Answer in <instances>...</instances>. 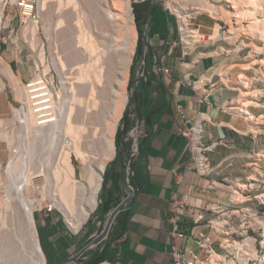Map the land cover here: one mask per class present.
<instances>
[{
  "label": "crops",
  "instance_id": "obj_1",
  "mask_svg": "<svg viewBox=\"0 0 264 264\" xmlns=\"http://www.w3.org/2000/svg\"><path fill=\"white\" fill-rule=\"evenodd\" d=\"M136 9L141 31L138 30L130 71L132 96L117 132L124 126L126 112L127 121H132L133 113L143 120L139 154L133 164L132 179L137 190L117 215L102 256L92 253L82 264H175L174 246L185 250L187 259L193 253L203 255L196 238L199 231L208 234L212 247L222 253L219 236L207 223L215 216L212 205L222 203L232 210L239 191L246 199L242 205L262 208L257 197L264 191V96L250 98L252 102L240 99L248 82H242L239 76L251 75L250 84L261 93L264 86L250 70L240 73L246 57L215 54L216 42L199 43L187 51L179 41L176 17L164 0L137 3ZM22 58L15 61L23 78ZM140 63L145 73L137 79L135 71ZM177 105L185 109L190 120L202 113L203 140L219 141L216 149L208 153L210 170L205 174L198 171L193 152L181 135L184 123L177 114ZM115 143L116 154L109 161L104 179L105 214L125 194V157L129 148L122 150ZM5 161L0 157V164ZM252 178L255 182H250ZM249 182L256 188L237 190ZM187 207L202 213L203 220L196 224L186 212ZM43 211H37L35 219L46 264H74L70 261L84 249L98 224L86 236L90 218L75 233L66 220L57 216L59 213ZM174 217L178 219L176 232ZM91 252L88 250V255Z\"/></svg>",
  "mask_w": 264,
  "mask_h": 264
},
{
  "label": "bare ground",
  "instance_id": "obj_2",
  "mask_svg": "<svg viewBox=\"0 0 264 264\" xmlns=\"http://www.w3.org/2000/svg\"><path fill=\"white\" fill-rule=\"evenodd\" d=\"M74 1L66 0V5ZM227 1L230 3V10H225L223 6H216L210 0H169V3L179 12L182 24H185L182 32L183 34L185 32L187 36L204 41L225 37L234 42L238 39L239 31H245L264 38V0ZM121 2L125 4V7L123 6L125 10L112 11L111 8L101 7L103 13L100 9L99 11L102 17L98 11L100 5L97 4L99 17L103 18V15H106L108 19L107 26L103 25L99 27L102 30L95 32L82 26L81 37H77L75 44L72 43L69 56L71 60L74 59V62L76 60L72 64L76 69L74 74L77 73V78L74 81L70 79L68 72L73 69L66 72L64 62L62 63L60 56L58 55L57 58L56 55L58 63L55 65L62 82V88L58 90L55 87L54 73L49 75L37 64L39 71L34 70L35 75L30 80L31 85L28 86L23 81V91L18 99V102L21 101V104L26 107V112H21L20 116L15 110L16 107L12 106L15 118L11 120V123L14 124L13 128L20 132L19 136L15 133L11 135L0 128V137L4 136L11 144V154L6 166L5 204L13 210L18 224L16 231H13L15 227L13 229L10 226L12 231H4L2 227L7 223L0 215V229L4 231L0 235V264H46L34 216L37 206L33 203L31 195L37 185L42 182L41 178L46 179L48 198L63 211L68 225L75 232L81 229L99 204V193L107 164L116 154L115 136L118 124L129 100L127 82L138 39L135 16H133V2L132 0H112V5L117 8L116 4ZM191 4L210 8L218 11L217 13L224 12L233 27L228 31H221L217 22L191 17L184 11V7ZM63 6V0H58L56 13L60 14V11L64 10ZM26 10L24 14L31 15L30 9L26 8ZM93 11H96L95 8ZM77 14L76 21L83 22L79 12ZM61 17V14L57 16V22L54 25L57 29L63 24L64 19ZM95 17L97 19V16ZM2 22L1 18L0 46ZM95 24L99 26L98 23ZM102 24L103 22L100 23ZM123 30L125 34L122 35ZM221 49L225 50L224 47ZM40 50L39 56L43 62V47ZM262 50L264 51V47L256 45V51ZM10 68L11 70L6 66L4 70L15 84L14 75L16 74L11 66ZM239 77L241 81L247 78L245 73H241ZM242 82L247 84L245 80ZM30 90L48 91L44 97L49 98V101L35 105L34 102L40 101V98L36 95L37 98L33 99L32 95L35 94ZM252 91L246 92L253 94ZM259 93L254 94L257 96ZM247 102L252 100L248 99ZM44 108H47L45 111L50 113L40 120L37 114ZM243 111L248 112L247 109ZM19 117L23 118V121L16 124ZM249 118H253L250 112ZM5 122L1 118L0 126ZM47 149L50 151L45 154ZM75 160L81 163L80 172ZM108 217L110 218L111 215ZM257 221L264 227V219ZM215 224L221 226L220 221H215ZM246 243L249 248L245 261L257 256L254 240ZM219 255L216 252L212 253L208 256L207 262L237 264ZM199 260L192 264H204L201 262L204 260Z\"/></svg>",
  "mask_w": 264,
  "mask_h": 264
},
{
  "label": "rangeland",
  "instance_id": "obj_3",
  "mask_svg": "<svg viewBox=\"0 0 264 264\" xmlns=\"http://www.w3.org/2000/svg\"><path fill=\"white\" fill-rule=\"evenodd\" d=\"M18 1L19 0L17 1L14 0V2L12 0L0 1V19L2 18V21H3L1 24L3 27L1 33H2V37L4 36L6 37V40H4V38H2L1 40V53H0V56L2 57L0 58V90H3L5 86V89L3 91H0V119L3 116H6L8 115V113H10L11 103L13 104L18 103V99H20V94L23 91V81H25L26 83L30 82L32 77L35 75L34 70L37 64L40 66L41 70L44 69V71L48 72L49 75H52V73H54L55 87L56 89L59 90L62 88V82H60L61 77L55 65L58 63L57 58L59 55L60 56L59 58H61L60 61L62 63L63 62L65 63V64L63 63V65H65V71L68 72L69 70L73 69L72 71L68 72V75L71 76L70 79L74 81L77 78V75H76L77 73L74 74L76 69L73 67L74 64H72V62L75 63L76 60L75 62H74V59L71 60L69 53L72 50L70 49L72 47V43L75 44L77 37H81L80 32L83 31L82 26H84L87 30L91 32H95L96 30L99 31L100 29L102 30V28H99V27L103 25L107 26L108 19L106 18V15L105 16L103 15V18L99 17V14H100L99 9L101 7L111 8L112 11L116 10V11L122 12L123 10H125L124 9L125 4H122V2L118 3L116 4L117 5V8H116L114 7V5H112V0H105L106 2L104 0H102V2L101 0H94L95 2H92L93 0L91 2L90 0H75L74 2L68 5H66V0H63L64 8L62 9L64 10H61L60 14L62 16L61 18L64 19V21H63V24L59 25L61 27L60 28L58 27L57 29V26H55L56 27L55 28L54 25H56L57 16L60 15L59 13H56L58 0H34L36 10L31 14L33 16H36L38 14L36 18H32L33 16L24 14L26 13L27 11L26 8L28 7H26V4L24 3L23 5L24 7L20 8L18 5ZM152 1H155V0H151V2ZM164 1L166 2L170 11L172 10L174 14L173 16L176 17L178 27L180 23V27L182 30L183 27H185V24H182L181 18L179 17V12L170 5L169 0H164ZM210 1L212 2V4L216 6H223L225 7V10H228V9L230 10V3H228L227 0H210ZM97 4L100 5V7H98L99 14L97 13L96 7L99 6ZM119 4H122V5H119ZM134 4L136 3L134 2L132 3L133 12L136 15ZM72 5L73 6L75 5V6L73 7ZM121 7H123L122 10H121ZM94 8L96 11H93ZM184 11L187 12V14L191 15V17L193 18L198 17L201 20H209V21L217 22L221 27V31H228L230 28L233 27L232 26L233 24L231 25L232 22L228 21V19L226 18L227 14L225 15L224 12L217 13L218 11L216 12L215 10H212L210 8H204L200 5L193 6L192 4L185 6ZM78 12H79L80 18H82L81 21L83 22L81 23L83 25H81L80 22L76 21ZM101 13H103L102 10H101ZM100 15L102 17V14ZM176 15H178L179 18ZM95 16H97V19L99 21L95 19L96 18ZM101 21L103 22L102 25H100V23H102ZM135 22H136V29L138 32L136 16H135ZM95 23H98L97 25L99 26H96ZM8 24H11V25L8 27H5ZM50 25H52V27H50ZM48 27L50 28L48 29ZM11 28H13L14 31L11 32L10 34ZM51 28H54L55 31L54 29H51ZM31 30L35 32L32 33ZM123 34H125L124 30L122 32V35ZM184 38H185L186 45L189 47H193L194 45L199 44V43L216 42V44H218L217 45L218 47L216 49L218 50L216 51L215 54L222 53L228 56L229 55L236 56L238 54H241V55L243 54L242 56L246 57V59H245V62L240 65V73L250 70L253 73V75L263 84L262 86H264V60H262L264 59V51L263 50L259 52L256 51V45L260 47H264V38L254 36L253 34L247 33L245 31H239L238 39L234 42L225 37H221L215 40H208V41L199 40L198 38L187 36L185 32H184ZM222 46L225 47L226 50L218 52L219 50H222L221 49ZM42 47L44 49V61L43 62L41 61L40 56H39V53L41 51L40 49ZM56 55H57V58H56ZM16 58L20 60L21 58L23 59L22 66L25 70V75L23 78L21 77V75H19L18 71L16 70L17 69V65L15 61ZM10 65L16 74V76L14 75L15 84L13 83L11 77H9V75L4 70L6 66L11 70ZM66 65H67V68H66ZM71 65L73 68L71 67ZM228 68L229 66L225 68L224 71H226V69ZM131 69H132V64H131L130 71ZM62 70L64 71V69ZM248 77L249 78H246V79L244 78L243 80L248 82L247 84L248 87L244 90H247V91L249 90L248 91L249 93L251 92L250 90H254L257 87L254 84H250L252 80L251 75H248ZM129 79H130V76H129ZM127 90H128V94L130 98L132 96V91L129 88V83L127 86ZM257 91L260 92L259 90H255L252 92L253 94L243 93V96H241L240 99H247V98L250 99L251 98V99L258 100L261 95L264 96V93H261V92L259 93L260 95L257 94L256 96L254 93H258ZM261 119L259 120L261 121ZM1 138L6 139L9 143V146L11 147V144L7 138H5L4 136H1ZM6 140L5 141H3L2 139L0 140V157L6 159V161L2 162L0 166V215H2L3 218H5L6 223H7V224L5 223L6 225H4L2 229L4 228V231L6 230L12 231L15 227L16 229H14L13 231H16L18 228L16 216L13 210L11 208H8L5 204V199L7 198V191L5 187V181L7 177L6 176L7 175L6 166H7L8 159L10 158ZM47 150L48 151H46L45 154H47L50 151V149H47ZM75 163L78 166V170L80 172V169H81L80 161L75 160ZM105 173H104V179H105ZM41 180L42 182H40L37 185L36 190H34V192H32L31 194L33 203H35L34 202L35 200H38L39 202H37V205H36L37 207L44 204L45 210L43 212L46 211V208H48L47 206L53 207V212L59 213V215L57 216L62 220H66L63 211L59 209V207L48 198L49 191L45 187L46 179L41 178ZM104 184L105 183L103 180V185L99 193V204L97 208L95 209V211L92 212V214L89 216L90 220L87 225L88 232L85 234L86 236L88 235L90 231L94 230L97 227V224H98V227H97L95 234L99 235L103 231L107 232L105 230V227H106V223L108 219L107 216L109 212L105 214L104 208H102V205H103L102 200L104 198L106 199L107 197V189L104 190ZM241 188H244V186H241ZM243 199L245 198L241 195V193L235 194V200H243ZM115 220H113V225H114ZM9 226L13 229L9 228ZM2 229H0V235L1 233L4 232ZM90 241H92V238L88 242ZM201 258H203L202 260H204L205 262L201 260L199 261L203 262L204 264H209L207 262V258H208L207 254H204Z\"/></svg>",
  "mask_w": 264,
  "mask_h": 264
},
{
  "label": "built area",
  "instance_id": "obj_4",
  "mask_svg": "<svg viewBox=\"0 0 264 264\" xmlns=\"http://www.w3.org/2000/svg\"><path fill=\"white\" fill-rule=\"evenodd\" d=\"M147 0H132L134 3H142L146 2ZM24 3L26 4V7H28L33 13L36 10L34 0H19L18 5L19 7L23 8ZM172 12V10H171ZM30 13V14H31ZM39 13V11H38ZM134 13V12H133ZM173 13V12H172ZM135 15V13H134ZM133 15V16H134ZM31 16H33L31 14ZM36 16H33L32 18H36ZM178 17V15H176ZM179 18V17H178ZM14 29H10V34L13 32ZM179 32H180V43L186 48L190 49L191 47L187 46L185 43L184 34L181 30L180 23H179ZM4 40H6V37H2ZM35 70L38 69V65L35 66ZM164 71H168V69H164ZM145 70L143 67V64H139L136 68L135 75L136 78L139 79L144 76ZM27 85H31V81L27 83ZM31 92H34L35 95H32L33 99H36L37 97L40 98V101H35L34 104L37 105L39 103H45L49 101V98L44 97V95L48 94V91L44 92L43 90H30ZM37 95V97H36ZM15 106V110L18 111V115L21 114V112H26V107L21 104V101H19L17 104L11 103V111L8 113V115L3 116L2 119L5 120V124L0 126V128L7 133H10L13 135L15 133L16 136H19L20 132L13 128L14 124L11 123V120L15 118V112L12 108V106ZM47 108H44L39 114H37L40 118V120H43L48 114L49 111H45ZM177 114L179 118H181L183 124V127L180 129L181 135L186 138L188 147L193 152V159L197 166V169L200 173L205 174L209 172V151H214L219 144L218 140L213 141H204L202 138V130H203V122L204 118L202 113H199L196 117L190 120L188 118L185 109L181 105H177ZM21 116V115H20ZM136 114H132L130 117H132V124L130 126V129L127 131L124 140L130 143V147L127 150V154L125 157V178H124V184H125V194L122 199V201L119 203L123 204L125 206L128 202H130L136 193V186L133 184V164L139 154V136L142 130L143 126V120L139 117H136ZM26 117V116H25ZM23 118L19 117L17 119V123L22 122ZM5 141L6 139H3L0 137V140ZM7 148L9 151L10 156V146L8 141L6 140ZM250 182H255V179H250ZM245 186L244 188H237V190L242 189H253L256 188V184L250 183ZM264 182V181H263ZM235 193V190L233 191V195ZM264 191H260L257 202L259 206L262 208H257L253 206H245L242 205L246 199L243 200H235L234 203L235 207H233L232 210H229V207L222 203L213 204L211 207L212 212L215 213V216L207 221L208 226L218 234L220 239V246L223 248L224 252L218 253L216 249H214L210 243V236L202 231H199L196 234V238L199 243V247L201 249V253L207 254L208 256L212 255V253L216 252L218 254H221L227 259H231L232 261L236 262L237 264H264V227L257 221L258 219H264ZM37 205L38 200L34 201ZM46 212H53V207L47 206ZM45 210L44 204L40 205L36 208L35 213L37 211H43ZM192 208L187 207L186 212L189 213L194 220L196 224L200 223L203 220V214L200 212L192 211ZM111 212H109L108 216L111 215ZM107 216V217H108ZM36 218V216H35ZM109 218V217H108ZM116 218H113L111 220V224L109 227V230L107 232L103 231L101 234L97 235L94 234L92 236V241L88 242L86 244L87 248L82 250L79 254L76 255L74 259H72L70 262L74 264H82L84 260L88 258V250H92L95 248H98L99 251H102L105 249V242L109 237V234L112 229L113 220ZM174 223H175V232L178 231V219L177 217H174ZM215 221H220L221 226H218L215 224ZM67 222V221H66ZM68 224V223H67ZM69 226V225H68ZM70 227V226H69ZM72 230V229H71ZM106 230V229H105ZM73 231V230H72ZM75 232V231H73ZM79 231L75 232L78 233ZM178 236L182 237L183 233L178 232ZM97 238H99L98 241H95ZM254 240V243L257 247V253L255 258H248L245 261V255L248 252V243L246 242H252ZM239 245V246H237ZM85 246V247H86ZM174 259L175 264H192L193 262H196L198 259H201L203 255L193 253L191 259H187L186 254L184 253L185 250L174 246Z\"/></svg>",
  "mask_w": 264,
  "mask_h": 264
},
{
  "label": "trees",
  "instance_id": "obj_5",
  "mask_svg": "<svg viewBox=\"0 0 264 264\" xmlns=\"http://www.w3.org/2000/svg\"><path fill=\"white\" fill-rule=\"evenodd\" d=\"M134 5H135L134 9L137 10L136 9V4H134ZM137 26H138V30L141 31V25H140L139 22H137ZM138 48H140V44L138 45ZM131 82H132V80H130L129 86H131V84H132ZM127 116L128 115H127V112H126L125 115L122 118L124 126H123V128H119L118 129L117 137H116V140H115V142H117L120 145V149H122V150H126V149H128L130 147V143L124 140L125 135H126L127 131L130 129V126L132 124V121L130 119L127 121V119H126ZM102 207H103V205H102ZM90 251H92V252L90 253V255H88V259L92 256V253L95 254V256H102V254L104 253L103 250L99 251L98 248L92 249Z\"/></svg>",
  "mask_w": 264,
  "mask_h": 264
},
{
  "label": "water",
  "instance_id": "obj_6",
  "mask_svg": "<svg viewBox=\"0 0 264 264\" xmlns=\"http://www.w3.org/2000/svg\"><path fill=\"white\" fill-rule=\"evenodd\" d=\"M123 207H124L123 204H120V205H117V206L111 211V217L107 219V223H106V227H105L106 231L109 230V227H110V224H111V220H112L113 218H116V217H117V215L120 213V211L123 209ZM98 240H99V238H97L95 241H98ZM86 248H87V246L84 247V250H85Z\"/></svg>",
  "mask_w": 264,
  "mask_h": 264
}]
</instances>
